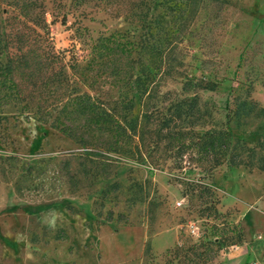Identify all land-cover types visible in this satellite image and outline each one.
Returning <instances> with one entry per match:
<instances>
[{
  "label": "rangeland",
  "instance_id": "1",
  "mask_svg": "<svg viewBox=\"0 0 264 264\" xmlns=\"http://www.w3.org/2000/svg\"><path fill=\"white\" fill-rule=\"evenodd\" d=\"M45 1L46 24L37 27L55 51L64 54L61 63L66 65L75 60L86 63L87 44L101 32H123L132 40L144 32L136 17L118 14L127 0ZM181 5L185 8L181 21L166 26L165 19H171L167 6L161 0H147L149 31L154 29L153 17L164 19L163 52L153 58L161 65L156 73L160 90L174 96L182 92L187 78L219 81L216 90L200 94L216 104L215 115L223 120L230 111L227 102L235 109L237 95H249L263 107L264 0H203L193 14L188 4ZM4 17L0 12V24ZM61 63H55L56 69ZM109 92L116 97L120 90ZM139 111L137 103L134 113ZM6 113L0 122V264H169L167 248L178 241L197 242L213 223L224 219L239 224L244 241L225 246L215 261L223 262V257L244 247L251 255L247 264H264V170L224 162L207 171L190 149L180 156H166L162 148L149 155L151 149H143V160L125 150L104 149L111 174L92 182L81 174V162L90 167L81 156L84 147L49 123L24 118L17 108ZM230 125L250 144L264 139V113L233 117ZM11 155L16 160L6 159ZM66 161L71 173H79L76 190L71 188ZM29 164L40 176L27 180L28 188L20 195L15 179ZM114 180L122 188L103 205L95 203L105 183ZM205 184L212 185L225 216L216 219L206 208L210 198ZM109 210L115 217L123 213L125 219L97 226Z\"/></svg>",
  "mask_w": 264,
  "mask_h": 264
},
{
  "label": "trees",
  "instance_id": "2",
  "mask_svg": "<svg viewBox=\"0 0 264 264\" xmlns=\"http://www.w3.org/2000/svg\"><path fill=\"white\" fill-rule=\"evenodd\" d=\"M202 1L161 0L171 14V19H165L166 26L181 21L185 12L182 2L190 6L193 14ZM45 2L0 0V12L5 14L0 24V122L8 117V108H17L26 119L33 117L49 123L86 149L81 156L90 162V167L81 162V174L92 182L99 177L107 179L111 174V160L101 153L104 149L125 150L141 160L143 149H151V155L152 150L162 148L166 156H180L190 149L193 159L207 171L224 162L264 170V139L250 144L243 135H235L230 125L233 117L245 119L256 112L264 113V106L259 107L249 95H237L235 109L227 102L230 111L223 120L215 115L216 104L200 94L201 90H216L219 81L187 78L182 92L174 96L160 90L156 73L161 65L153 58L163 52L160 42L164 19L158 14L153 17L154 29L149 31L147 0L123 1L117 9L124 10L118 14L126 18L136 17L144 30L139 39L132 40L123 32H101L87 44L86 63L75 60L68 65L61 63L64 54L57 53L47 35L37 27L46 24ZM65 18L66 14L63 22ZM56 62L61 63L58 69ZM97 82L101 85H95ZM115 89L120 93L113 97L109 91ZM137 103L139 114L134 113ZM12 115L17 117L16 113ZM6 159L16 160V156ZM65 164L71 188L76 190L79 173H71L69 161ZM181 164L182 161L177 163ZM37 169L34 164L21 167L23 173L15 179L17 193L24 195L28 188L24 183L40 176L32 173ZM203 187L210 198L205 201L206 208L213 210L216 219L225 216L218 209L220 201L212 185ZM121 188L118 180L106 182L95 203L103 205ZM114 218L124 220L125 215L118 213L115 217L114 211L109 210L103 221L98 219L96 224L100 226ZM243 235L239 224L231 220L213 223L210 232L197 242L178 241L167 248V263L177 260L178 264H212L225 246L244 241Z\"/></svg>",
  "mask_w": 264,
  "mask_h": 264
},
{
  "label": "crops",
  "instance_id": "3",
  "mask_svg": "<svg viewBox=\"0 0 264 264\" xmlns=\"http://www.w3.org/2000/svg\"><path fill=\"white\" fill-rule=\"evenodd\" d=\"M249 257L251 255L249 253L244 252V247H241L239 251H234L228 256H225V261H215L212 264H247Z\"/></svg>",
  "mask_w": 264,
  "mask_h": 264
}]
</instances>
